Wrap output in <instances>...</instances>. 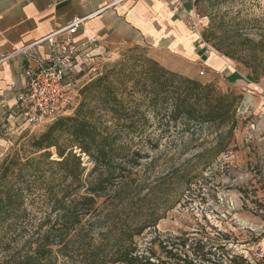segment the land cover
<instances>
[{
  "label": "trees",
  "instance_id": "16d2710c",
  "mask_svg": "<svg viewBox=\"0 0 264 264\" xmlns=\"http://www.w3.org/2000/svg\"><path fill=\"white\" fill-rule=\"evenodd\" d=\"M215 1L222 0H197L196 5ZM245 41L250 47L244 53L247 65L253 63L247 67L264 75V33L258 41L246 37L243 45ZM217 48L225 51L222 45ZM140 50L129 49L120 69L112 67L84 83L74 113L56 118L29 139V155L8 153L1 160L0 264H180L175 249L188 237L156 236L148 253L140 252L135 237L161 216L152 222L129 219L118 213L119 206H127L132 189L139 197L147 188L138 178L150 156L145 149L158 150L171 128L193 130L194 135L204 125L225 127L219 137L231 140L243 96L172 71ZM251 77L258 82L254 73ZM155 124L162 128L159 135L148 130ZM216 145V155L227 148L222 139ZM83 154L93 163L88 173ZM181 170L162 173L158 184L187 185V173ZM34 195L47 211L21 242L23 231L35 223L27 208Z\"/></svg>",
  "mask_w": 264,
  "mask_h": 264
},
{
  "label": "rangeland",
  "instance_id": "374dc122",
  "mask_svg": "<svg viewBox=\"0 0 264 264\" xmlns=\"http://www.w3.org/2000/svg\"><path fill=\"white\" fill-rule=\"evenodd\" d=\"M197 12L206 18L207 25L203 30L205 40L218 52L214 51V55L225 62L216 57L223 64L221 69L156 51L151 44H130L111 52L108 60H102L78 85L82 86L112 67L120 69L129 49L140 46V51L146 56L172 71L203 83H213L223 93L233 92L243 96L238 107V125L231 140L228 136L219 137L221 131L226 133L225 127L204 125L198 127L194 135L193 130L178 133V129L171 128L170 135L162 139L158 150L145 149L150 156L139 168L138 178L146 182L147 188L139 197L138 190L132 189L127 195L128 201L125 199L127 206H119L118 209V213L123 212V217H141L145 222H152L155 216H161L156 225L148 227L134 239L138 250L145 254L156 236H202L211 240L218 238L215 234L218 228L230 242L264 239V75L247 67L253 66V63L247 65L244 53L247 54L250 47L247 41L246 46L243 45L246 37L258 41L264 33V0L201 2L197 4ZM218 45L231 52L232 57L218 49ZM244 47L247 50L242 52ZM202 70L204 75L200 74ZM253 73L259 78L258 82L253 81ZM152 114L150 112L149 116ZM50 123L29 128L21 134H2L0 162L8 153L19 152L22 157L29 155L28 140L45 130ZM148 130L159 135L162 128L155 124ZM221 139L222 147L225 145L227 148L216 155V143ZM83 156L87 158L83 166L88 173L93 163L88 156ZM179 166L181 172L187 173V185L182 183L184 181L158 184L162 173ZM32 200L35 202L32 203L31 199L27 201V208L29 218L35 223L23 231L26 237L21 242H26L33 234L36 229L34 224L47 211L37 196H32Z\"/></svg>",
  "mask_w": 264,
  "mask_h": 264
},
{
  "label": "crops",
  "instance_id": "0c3cea01",
  "mask_svg": "<svg viewBox=\"0 0 264 264\" xmlns=\"http://www.w3.org/2000/svg\"><path fill=\"white\" fill-rule=\"evenodd\" d=\"M185 6L197 9L193 0ZM75 18L83 19L76 40L98 38L107 60L121 46L151 44L156 51L213 69L225 63L214 53H205L177 0H0V138L22 133L16 102L26 85L25 70L38 68L51 52L48 42L31 45ZM27 46H31L27 51L15 52ZM84 76L81 72L77 77L82 81Z\"/></svg>",
  "mask_w": 264,
  "mask_h": 264
},
{
  "label": "built area",
  "instance_id": "2783aa9c",
  "mask_svg": "<svg viewBox=\"0 0 264 264\" xmlns=\"http://www.w3.org/2000/svg\"><path fill=\"white\" fill-rule=\"evenodd\" d=\"M186 1L177 0V7L183 12L188 28L196 34L205 53L211 55L216 50L203 36L206 18L201 17L196 8L187 9ZM193 1L196 3L197 0ZM82 22L83 19L75 18L67 26L31 45L48 42L51 52L38 68L25 70L26 85L17 95L16 102L22 118L21 131L42 126L75 110L81 97V86H78L81 80L77 76L81 72L88 75L102 60H106L103 44L98 38L83 42L76 40ZM31 46L15 52L27 51ZM204 73V70L200 72L201 75ZM86 159L83 156L82 161L85 162ZM215 234L218 238L211 240L198 236L178 241L180 243L175 251L181 257L180 264L186 261L190 264H264V239L230 242L223 237L220 228Z\"/></svg>",
  "mask_w": 264,
  "mask_h": 264
}]
</instances>
